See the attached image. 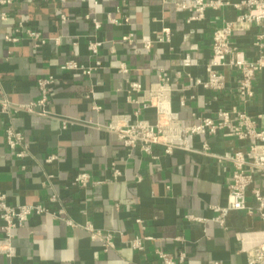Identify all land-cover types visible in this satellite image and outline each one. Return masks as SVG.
<instances>
[{
    "label": "crops",
    "instance_id": "1",
    "mask_svg": "<svg viewBox=\"0 0 264 264\" xmlns=\"http://www.w3.org/2000/svg\"><path fill=\"white\" fill-rule=\"evenodd\" d=\"M176 1L15 0L0 5L5 13L0 19V108L3 100L37 101V80L53 78L46 103L34 112H0V192L12 206L41 204L50 212L64 213L63 218L30 216L13 231V254L0 252V264H161L157 250L174 256L184 252L185 264H246L235 233L260 229L259 218L232 212L226 229L211 220L210 206L226 204L231 175L227 163L197 152L165 154L162 146L145 154L125 148L107 128L115 116L134 120L137 110L138 118L155 120V109L141 107L142 92H131L127 79L147 88L161 70L171 74L177 90L170 94V107L183 121H189L192 112L212 115L218 106L237 98L238 77L232 70H223L226 90L219 92L192 86L189 80L206 79L211 29L234 19L236 12L209 9L203 20L188 22L191 14L177 12ZM27 29L38 32L45 43L27 39ZM165 30L170 31L169 41H158ZM256 30L251 26L233 36L248 59L254 57ZM130 33L132 42L127 41ZM142 38L152 40L149 48L143 47ZM90 42L100 43L96 54L89 51ZM69 60L84 67H94L96 61L99 65L89 75L62 70ZM188 60L194 63L184 65ZM121 63L127 73L118 71ZM254 84V99L239 106L263 114L264 126V70ZM182 95L185 107L179 105ZM9 125L22 132L28 144L23 159L5 146ZM206 140L215 154L243 145L220 135ZM200 145L195 139L194 147ZM50 155L56 159L46 162ZM80 171H86L93 184L72 185ZM53 194L58 200L50 202ZM248 203L253 204L249 197ZM66 220L117 232L113 249L104 251L86 230ZM5 236L0 230V239ZM135 238L141 248L131 247Z\"/></svg>",
    "mask_w": 264,
    "mask_h": 264
},
{
    "label": "built area",
    "instance_id": "2",
    "mask_svg": "<svg viewBox=\"0 0 264 264\" xmlns=\"http://www.w3.org/2000/svg\"><path fill=\"white\" fill-rule=\"evenodd\" d=\"M15 0H0V5L13 3ZM177 12H189L187 21H201L205 18L207 10L221 11L232 9L236 12L234 19H224L221 25L211 29L210 56L205 64L207 77L205 80H192L191 85H200L204 89L213 91L226 90V78L223 70H232L238 77L236 85L237 98L225 102L216 108L212 115H202L192 112L189 121H183L170 107V94L177 90L171 85V74L161 70L158 80L147 88H143L139 82L127 79L131 92H142L140 101L142 108H154L155 120L149 121L138 118V110L134 112L135 119L128 116H115L107 125L109 131L115 133L125 148L137 149L142 153L151 154L154 146H162L165 154H171L175 150L197 152L215 158L218 162L227 163L231 169L230 178L226 184L227 198L224 206L212 205L214 212L211 220L222 229H226V221L232 212H245L249 216L256 215L262 227L250 232H236V237L241 242V251L246 256V264H264V126L261 125L263 114L250 113L239 106V102L247 103L254 99L256 94L255 79L264 70V0H179L174 2ZM5 13L0 11V19ZM62 19L65 17L62 15ZM111 22L115 20L110 19ZM95 27L98 23L94 22ZM257 30L253 34L252 47L254 57L248 59L234 42L236 32L249 27ZM25 37L31 41L45 43V39L33 30H25ZM170 31L157 37L158 41H169ZM16 41V38H8ZM57 40V39H56ZM134 36L130 33L127 41L132 42ZM144 48H149L152 40L142 38L140 40ZM100 43L90 42L88 49L92 54L98 52ZM194 60L184 62V65H192ZM94 67H84L75 61L64 62L62 70H79L89 75ZM121 73L128 70L124 64L117 67ZM178 75V74H177ZM52 76L39 78L37 87L40 98L35 102L24 104H12L6 100L1 102L0 112L12 115L16 112H34L38 105H44L48 99ZM192 97V96H190ZM186 97L180 96L179 105L186 106ZM98 109V107H95ZM220 135L223 138L235 139L243 142V145L224 154H215L210 150L209 136ZM5 146L11 150L15 157L23 159L28 154V144L22 132L12 125L5 128ZM200 140V148L194 147V140ZM56 159V155L48 156L45 161ZM24 169V166H21ZM114 175L118 171L114 170ZM95 183V182H94ZM93 184L90 175L86 171L78 172L73 178L72 185L86 187ZM248 197L253 204L248 203ZM55 194L49 197L50 202L57 201ZM50 214L56 218H63V210L57 213L50 212L41 204H18L9 205L4 193L0 192V220L3 225L0 230L5 232V238L0 239V252L10 257L13 254L10 238L13 231L24 225L30 216ZM197 219V218H195ZM200 220V219H198ZM66 222L73 226H80L70 220ZM82 227L87 231L93 241H98L104 251L113 249V237L117 232H101L87 223ZM116 233V234H115ZM133 248H141L140 240L135 238L130 243ZM161 264H185L186 255L179 252L175 256L161 250L156 251ZM213 264H220L214 262Z\"/></svg>",
    "mask_w": 264,
    "mask_h": 264
}]
</instances>
